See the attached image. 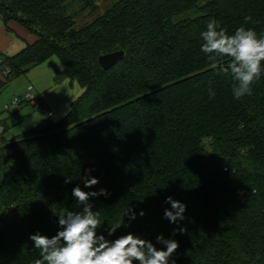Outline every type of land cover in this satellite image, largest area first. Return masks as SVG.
I'll return each instance as SVG.
<instances>
[{"label":"trees","instance_id":"obj_1","mask_svg":"<svg viewBox=\"0 0 264 264\" xmlns=\"http://www.w3.org/2000/svg\"><path fill=\"white\" fill-rule=\"evenodd\" d=\"M99 1L0 0L2 21L36 36L0 55V93L53 56L60 77L84 88L57 122L8 138L0 120V264H34L30 235L51 237L57 215L82 210L76 186L109 193L90 198L109 240L132 233L166 250L163 235L179 244L169 264H264V75L235 99L200 39L210 18L229 34L264 35V0H117L78 26ZM117 50L124 57L103 69L100 55ZM86 176L99 183L85 188ZM169 196L186 205L175 224L164 218Z\"/></svg>","mask_w":264,"mask_h":264},{"label":"clouds","instance_id":"obj_2","mask_svg":"<svg viewBox=\"0 0 264 264\" xmlns=\"http://www.w3.org/2000/svg\"><path fill=\"white\" fill-rule=\"evenodd\" d=\"M200 39L201 52L206 55L209 66L231 77L234 98L239 100L251 96L253 85L264 75V35L258 36L255 30L243 26L229 34L218 20L210 18L206 29L200 33ZM223 57L228 58L226 64L220 59ZM209 94L210 97L215 95L211 87ZM85 171L90 173L92 170ZM83 179L85 188H92L99 183L95 177L86 176ZM69 182L71 178L65 180V183ZM72 195L83 206L81 211H66L57 215L59 230L51 237L39 232L30 235L39 253L34 264H169L179 247L173 239H165L163 235L156 237V242L164 245L165 250L132 233L109 240L99 232L103 223L99 212L93 210L90 198H107L109 193L106 189L86 192L76 186L72 189ZM165 202L171 208L165 209L164 218L173 224L185 218L184 203L171 196ZM139 215L142 217L145 213L141 211ZM124 216L136 219L133 209H127ZM121 224L106 229L107 235L113 236Z\"/></svg>","mask_w":264,"mask_h":264},{"label":"rangeland","instance_id":"obj_3","mask_svg":"<svg viewBox=\"0 0 264 264\" xmlns=\"http://www.w3.org/2000/svg\"><path fill=\"white\" fill-rule=\"evenodd\" d=\"M116 1L101 0L97 3L98 7L94 11H90V9L79 11L76 17L78 26L102 14L109 5ZM79 9L80 4L78 2H72L70 11L75 12ZM48 62L45 65L46 69L44 74H49L47 76L49 78V84L47 82L45 83V85L48 84V88L41 95L51 107L52 117L50 120L57 122L68 113L71 103L83 92L84 88L77 80H72L67 76L60 77L59 73L61 72L63 64L57 56L49 58ZM54 62L60 64V70L56 69L55 66H51L54 65ZM28 73L13 79L10 85L0 93V120H6L10 125V129L6 133V137L8 138L21 134L33 128L38 123L47 121L48 118L45 112L35 109L33 104L29 102L13 103L18 98H24L30 85L34 84L33 80L28 76ZM47 77H45V81ZM33 91L35 92V90ZM38 117L41 118V121L36 122L35 119Z\"/></svg>","mask_w":264,"mask_h":264},{"label":"crops","instance_id":"obj_4","mask_svg":"<svg viewBox=\"0 0 264 264\" xmlns=\"http://www.w3.org/2000/svg\"><path fill=\"white\" fill-rule=\"evenodd\" d=\"M35 40L36 36L34 34H31L28 29H26V27H24L22 24L16 21H9L7 24H5L0 17V55L16 53L21 50L27 43L34 42ZM47 63H49L48 59L41 64L33 67L28 73V76L34 82V84H31L30 86H33V90H35L39 99L42 101L46 108L51 109L49 103H47L41 95L44 90H47L49 84V78L47 77L49 76V74H44L46 69L45 65H47ZM51 66H55V68L58 70H60L61 68L60 64H57L56 62H54V65ZM45 77H47L46 81L44 80ZM1 78H3V72L0 69V79ZM46 82L48 83L47 85H45ZM40 111L44 112V110L42 109ZM35 120L36 122H38L41 121V118L38 117Z\"/></svg>","mask_w":264,"mask_h":264},{"label":"built area","instance_id":"obj_5","mask_svg":"<svg viewBox=\"0 0 264 264\" xmlns=\"http://www.w3.org/2000/svg\"><path fill=\"white\" fill-rule=\"evenodd\" d=\"M29 102L33 104L34 108L37 110H41V108L44 109V112L47 114V120L49 121L50 118L52 117V111L48 108L45 107V105L38 99L37 94L33 91V86L29 87V90L26 92V95L24 98H18L13 101V103L17 104L20 102ZM9 107V106H8Z\"/></svg>","mask_w":264,"mask_h":264},{"label":"water","instance_id":"obj_6","mask_svg":"<svg viewBox=\"0 0 264 264\" xmlns=\"http://www.w3.org/2000/svg\"><path fill=\"white\" fill-rule=\"evenodd\" d=\"M125 55L124 50H117L110 53L102 54L99 57V63L103 69L113 67Z\"/></svg>","mask_w":264,"mask_h":264}]
</instances>
